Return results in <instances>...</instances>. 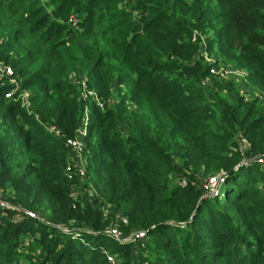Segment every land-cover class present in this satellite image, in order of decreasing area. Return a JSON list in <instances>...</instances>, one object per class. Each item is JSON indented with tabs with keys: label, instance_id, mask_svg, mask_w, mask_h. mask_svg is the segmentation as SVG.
I'll list each match as a JSON object with an SVG mask.
<instances>
[{
	"label": "trees",
	"instance_id": "16d2710c",
	"mask_svg": "<svg viewBox=\"0 0 264 264\" xmlns=\"http://www.w3.org/2000/svg\"><path fill=\"white\" fill-rule=\"evenodd\" d=\"M1 62L33 112L0 79V192L49 224L0 209V264H107L104 249L115 264H264V0H0ZM219 64L243 70L251 99L210 73ZM78 67L104 105H88L90 198L65 173L86 104ZM197 172L224 173L222 196ZM116 224L145 237L103 233Z\"/></svg>",
	"mask_w": 264,
	"mask_h": 264
},
{
	"label": "built area",
	"instance_id": "2783aa9c",
	"mask_svg": "<svg viewBox=\"0 0 264 264\" xmlns=\"http://www.w3.org/2000/svg\"><path fill=\"white\" fill-rule=\"evenodd\" d=\"M193 41L196 40V34L193 36ZM201 46L202 49L205 48L203 39H201ZM203 59L205 62L207 63H213L215 61H212L208 56L207 53L204 51L203 52ZM221 67V66H220ZM215 69L212 68L210 70V73L215 75L216 77L218 75L222 76V78L224 79H228L229 77H226V69L221 70V68ZM237 71L239 72V74L245 78V74L243 72V70H239L237 69ZM235 73V71H234ZM236 75V74H235ZM0 79H7L9 86H10V90L6 91L4 94V98L6 100H13L16 101V91L18 89L17 86V78L14 77V72L12 70V68L10 66H6L4 63H0ZM7 83V84H8ZM91 91H89L86 87V85L84 83H82V93L81 96L82 98L85 97H91L92 93H90ZM18 102V101H16ZM95 104L97 105V107H99L101 110H103V105L101 103V101L95 97L94 100ZM27 106H29V104L27 103ZM88 121L89 120H83L81 122V127L76 129L75 131V137L74 138H68L66 139L65 143L66 146L68 148H70L71 152H72V158L70 163L67 164V166L65 167V173L67 175V177L69 179H73L76 178L79 181H82L85 179V175H86V155H85V144H84V138L87 134V129H88ZM83 123V124H82ZM47 129L49 132H51L53 135H55L56 137H60L61 136V132L55 127V126H47ZM254 161L256 162V164L258 165H262L264 166V155H260L257 156ZM225 174L221 173L219 175H213V176H208L205 180L204 183H202V187L203 189L210 195H217L219 193V189L221 187V185L224 183V178H225ZM178 185L181 187H185L187 185V180L185 178H181L178 180ZM72 188H76L75 186H73ZM77 189V188H76ZM85 196H87L88 198L92 197L93 192L92 191H86L84 192ZM71 196L73 198H76L75 196H73L71 194ZM9 205V203L3 199H0V209H10L12 211H18L23 213V217L20 214H16V218L17 220H22L24 218H28V219H38L40 220L42 223L45 224H49L47 221H45L44 219L40 218L39 216H37L35 213L30 212V211H25V210H21L18 209L16 206H11ZM105 218V217H104ZM106 219V218H105ZM115 221L119 224L121 223V225H126L127 224V220L122 217L121 215H118L115 217ZM118 224L111 226L109 228H107L106 230L103 231L104 234H106L108 237H111L112 239H115L117 241H120L122 243H130V242H135L136 240H140L143 239L145 237V233L142 231H138V232H133L128 236L122 237L121 232L118 228ZM59 229H61L63 232L68 233L70 230H68L67 228H64L62 226H58ZM87 233H92L88 230H84ZM77 236V235H76ZM106 255V260H107V264H115V259L112 255H109L108 253H105Z\"/></svg>",
	"mask_w": 264,
	"mask_h": 264
},
{
	"label": "rangeland",
	"instance_id": "374dc122",
	"mask_svg": "<svg viewBox=\"0 0 264 264\" xmlns=\"http://www.w3.org/2000/svg\"><path fill=\"white\" fill-rule=\"evenodd\" d=\"M44 2H45V0H44ZM77 15L75 14V16H72L71 15V17H70V19H69V23L70 24H72V28L73 29H76V24H77ZM13 56H15L14 54L12 55V57ZM212 61H216V59L214 58V57H209ZM2 63V62H1ZM214 63V62H213ZM3 64V63H2ZM6 66H9V65H6ZM219 66H221L220 68H221V70L223 69V71H224V69H226V71H225V73L227 74L226 75V77H229L228 79H235V81L237 82V83H241V87H242V89H243V92L244 93H246V98L247 99H251V97L253 96V94L254 93H256L257 92V90L256 89H254L253 87H249V86H246L245 84H246V82H248L247 80H245V78H243L240 74H239V72L237 71V69H239V70H241V68H233V67H231V65L230 64H219ZM81 69H79V67L77 68V70H72L70 73V76H69V81H70V83H71V85L72 86H76L77 88H78V90H79V96H80V100L83 102V103H86L85 104V106H84V110H83V117H82V121L84 120H89V103H92V102H94V100H95V97H97L98 98V95L93 91V90H90L89 88H88V85H87V79L82 75V73H79V72H81L80 71ZM234 71H235V73H234ZM236 74V75H235ZM17 86H18V89L17 90H15L16 91V93H15V95H16V101H18L19 103H20V105H21V107L23 108V109H25L29 114H32V112H33V107H32V104H31V93H30V91L29 90H23L22 88H21V80L20 79H18L17 78ZM240 81H242V82H240ZM82 83H84L85 85H86V87H87V89L89 90V91H91L90 93H92V96L91 97H85V98H82V96H81V93H82ZM8 85H9V83H8ZM3 86V84H1L0 83V88ZM248 87V88H247ZM10 90V89H9ZM99 99V98H98ZM100 101H101V99H99ZM27 103L29 104V106H27ZM95 103V102H94ZM101 103H102V105H103V101H101ZM103 107H104V105H103ZM81 121V122H82ZM89 123V122H88ZM83 124V123H82ZM175 162H177V160H175ZM179 166H181L180 164H179ZM184 171V170H183ZM196 179L198 180V181H201V183H204V180L206 179L204 176H203V174L201 173V172H197L196 173ZM80 182V184H79V187L76 189V188H72L71 189V194L73 195V196H79L81 193H84V192H86V191H92L90 188H87V187H84V183H85V179L84 180H82V181H79ZM178 184V183H177ZM203 189V188H202ZM204 190V189H203ZM205 191V190H204ZM223 192H224V188L221 186L220 187V189H219V195L220 196H222V194H223ZM209 195V197H213V196H215V195H210V194H206V196H208ZM0 199H3V200H5V201H7L8 203H9V205H11V206H14L13 204H11V202L7 199V195L6 194H4V193H2V192H0ZM10 206V207H11ZM12 220L13 221H15V222H18L19 220H17V218H16V216L15 215H13V217H12ZM115 220V219H114ZM72 224V223H71ZM104 252L105 253H110L108 250H106V249H104Z\"/></svg>",
	"mask_w": 264,
	"mask_h": 264
},
{
	"label": "water",
	"instance_id": "95a60500",
	"mask_svg": "<svg viewBox=\"0 0 264 264\" xmlns=\"http://www.w3.org/2000/svg\"><path fill=\"white\" fill-rule=\"evenodd\" d=\"M235 170V169H234ZM228 175L230 174V173H227ZM209 196V195H208Z\"/></svg>",
	"mask_w": 264,
	"mask_h": 264
}]
</instances>
